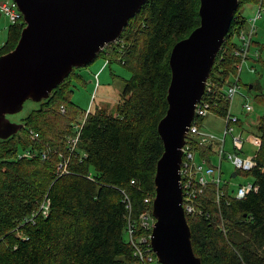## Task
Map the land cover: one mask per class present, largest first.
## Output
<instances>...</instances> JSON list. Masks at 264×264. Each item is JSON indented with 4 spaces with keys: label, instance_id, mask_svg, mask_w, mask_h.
Instances as JSON below:
<instances>
[{
    "label": "trees",
    "instance_id": "trees-1",
    "mask_svg": "<svg viewBox=\"0 0 264 264\" xmlns=\"http://www.w3.org/2000/svg\"><path fill=\"white\" fill-rule=\"evenodd\" d=\"M247 1L257 0H240V6ZM199 8L200 0H147L121 35L122 51L107 46L99 54H111L109 61L117 60L131 77L116 115L88 112L75 153L67 142L78 121L69 83L77 76L75 69L24 119L15 136L0 139V264L140 263L126 236L125 196L138 217L145 197L155 194L156 165L164 151L158 123L168 108L169 57L175 43L200 25ZM243 24L238 8L209 76L221 85L235 71L237 45L231 33ZM24 25L23 20L10 24L0 55L16 46ZM257 98L264 106V94ZM226 106L221 100V109ZM29 128L40 133V140L29 139ZM252 132L262 137L259 166L248 172L258 190L231 199L221 210L199 200L211 217L186 216L202 264H264V115ZM31 145L48 148L49 158H15ZM62 155L69 159V172L59 175ZM45 196L50 200L47 214L39 211ZM221 218L228 233L220 227Z\"/></svg>",
    "mask_w": 264,
    "mask_h": 264
},
{
    "label": "water",
    "instance_id": "water-1",
    "mask_svg": "<svg viewBox=\"0 0 264 264\" xmlns=\"http://www.w3.org/2000/svg\"><path fill=\"white\" fill-rule=\"evenodd\" d=\"M25 23L16 46L0 55V139L24 126L12 116L46 101L73 72L121 37L147 0H15ZM240 0H200V25L173 46L168 108L158 123L164 151L154 176L151 243L162 264H202L183 207V146ZM252 88V85H250ZM234 171L232 177H236Z\"/></svg>",
    "mask_w": 264,
    "mask_h": 264
},
{
    "label": "built area",
    "instance_id": "built-area-1",
    "mask_svg": "<svg viewBox=\"0 0 264 264\" xmlns=\"http://www.w3.org/2000/svg\"><path fill=\"white\" fill-rule=\"evenodd\" d=\"M256 4V14L247 20L248 27H245V24L237 25L231 33V40L237 45L233 49L234 55L238 58V61L234 64L235 71L231 72L229 78L222 85L218 79H208L205 92L196 106L195 116L182 148L181 185L186 216L206 213V217L210 218V213L199 206V200L207 199L216 204L221 210L224 206L230 204L231 199L242 200L259 188L256 180L233 186L230 180L223 179L222 170L224 158L231 159L235 165L237 175L239 173L248 174V172L259 166L257 154L262 145V137L250 131L249 135L245 136L247 131L243 126L244 123L240 116L233 111V100L241 87L243 64L251 57V47L254 43L252 40L257 32V20L264 15V0H257ZM0 12L8 18L11 24H16L23 20V14L15 0H1ZM123 43V39L120 37L107 46L116 47L121 52ZM107 55L109 57V54ZM256 56H259L258 52H256ZM109 62L107 60L105 65ZM221 100L227 102V106L223 109L220 107ZM244 108L247 112H251L254 109L248 101L244 104ZM61 110L65 112L64 107ZM88 112H86L81 121L74 122V132L67 136L71 154L75 153L78 148L81 131L86 123ZM210 114H215L222 118L223 131L221 135L204 129L203 120ZM27 133L29 139L33 142L40 140L38 131L29 128ZM228 136H231L230 139H232L233 152L230 153L225 150V138ZM246 142L252 144L255 153L242 157L241 154L245 153ZM36 156H39L41 160L48 159L49 149L37 150L31 145L27 149L19 151L15 158H34ZM214 157L218 158V164L214 163ZM68 167L69 159L62 155L57 165L58 174L68 173ZM131 183L136 184L135 180H132ZM154 196L155 194L150 193L145 197V209L138 217L134 215L130 197L127 194L125 196L128 211L126 216V236L134 249V255L139 259V264H162L158 261L151 243V234L156 221L152 214ZM49 206L50 200L45 196L39 211L47 214ZM223 222L224 218H221L220 227L225 233H228Z\"/></svg>",
    "mask_w": 264,
    "mask_h": 264
},
{
    "label": "rangeland",
    "instance_id": "rangeland-1",
    "mask_svg": "<svg viewBox=\"0 0 264 264\" xmlns=\"http://www.w3.org/2000/svg\"><path fill=\"white\" fill-rule=\"evenodd\" d=\"M256 11L257 4L254 1H247L239 7V12L245 18V27H248L247 20L255 16ZM10 24L6 16L0 12V48L3 47V43L8 38ZM252 42L254 43L251 47V57L243 64L241 87L233 100V111L240 116L244 123L243 126L247 131L245 136L255 131L259 118L264 115V106L257 98V96L264 94V15L257 20V32ZM256 52L259 54L258 57ZM109 58L104 55H98L88 65L75 69L77 76L73 77L72 80L70 79L69 83L71 100L74 105L78 106L76 119L81 121L85 111L92 113L104 111L110 115L118 113L122 95L125 91V80L131 77V71L115 59L105 65L106 61L110 60ZM250 85H255V87L250 88ZM247 101L254 108L251 112H247L244 108V104ZM37 107L38 102L27 101L23 110L11 118L16 122L21 121L24 116ZM203 124L205 130L213 131L218 135L222 134L223 120L221 117L210 114L204 118ZM230 138L231 136L225 138V150L229 153L233 152L232 139ZM244 149L245 153L241 154L242 157L255 153L252 144L249 142H246ZM213 160L215 164L219 163L217 157H214ZM222 170L223 179L230 180L233 186L255 180L252 174L239 173L236 177H232L235 165L229 158L223 159Z\"/></svg>",
    "mask_w": 264,
    "mask_h": 264
},
{
    "label": "crops",
    "instance_id": "crops-1",
    "mask_svg": "<svg viewBox=\"0 0 264 264\" xmlns=\"http://www.w3.org/2000/svg\"><path fill=\"white\" fill-rule=\"evenodd\" d=\"M6 18H7V17H6ZM7 19H8V18H7ZM8 31H9V28H8ZM5 42H6V41H5ZM5 42L3 43V45L5 44ZM3 45H2V46H3Z\"/></svg>",
    "mask_w": 264,
    "mask_h": 264
}]
</instances>
